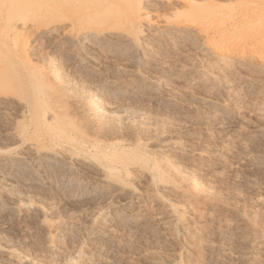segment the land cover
<instances>
[{"label":"bare ground","instance_id":"1","mask_svg":"<svg viewBox=\"0 0 264 264\" xmlns=\"http://www.w3.org/2000/svg\"><path fill=\"white\" fill-rule=\"evenodd\" d=\"M157 1L0 0V264H157L149 250L126 253L130 247L120 236L157 227L164 238H173V224L182 219L179 208L142 187H168L180 171L164 157L166 149L158 148L157 159L150 160L146 151L154 140L108 130L111 96L177 104L203 119L237 114V91L262 87L264 0L237 7L184 0L164 13L155 9ZM197 39L223 64L217 83L223 98L198 91L202 64L165 55L188 56ZM176 45L181 49L174 50ZM101 55L116 59L104 72L95 64ZM67 65L82 78L103 72L88 82L103 92L101 108L90 107L84 97L82 106L79 98L73 103L67 93L71 80L64 84L60 78ZM140 65L161 76H134ZM229 74L244 83L236 85ZM157 86L160 91L153 92ZM255 132L264 137V129ZM178 148L171 150L183 152ZM245 167L264 175L263 167L249 161ZM100 198H114L118 206L96 209L92 203ZM148 200L159 203L165 219L146 217ZM255 201L264 212V197ZM212 221L216 230L199 241L209 264L247 260L255 243L234 238L231 224L220 218Z\"/></svg>","mask_w":264,"mask_h":264},{"label":"rangeland","instance_id":"2","mask_svg":"<svg viewBox=\"0 0 264 264\" xmlns=\"http://www.w3.org/2000/svg\"><path fill=\"white\" fill-rule=\"evenodd\" d=\"M182 1L184 0H159L155 3L157 4L155 9L160 13L169 12L173 5L181 8ZM209 1L237 7L253 0H206ZM199 41L197 39L198 43L195 42L190 48L188 56L180 57L179 54L171 55L170 52L165 55L169 58L175 54L174 58L180 63L202 64L203 66L199 67L204 78L199 82L198 91L201 94L223 98L225 94L218 90L217 85L219 79L224 76L223 64L207 53L205 47H200ZM174 47H176L174 50L181 49L178 45ZM110 58L101 55L95 64L97 67L101 66L100 69L104 72L103 68L107 69L115 63H113L115 58ZM42 60V57L35 59L39 64H42ZM67 66L69 67L62 70L60 78L65 79L64 84L71 80L68 85L72 90L67 89V93L74 96L73 103L75 104L76 100L78 101L76 98H79V106H82L80 98L84 97L90 107L101 108L100 102L104 94L99 89L91 87L88 82L102 78L103 72L96 75L88 74L86 78H82L79 71L74 72L70 65ZM144 70L142 65L135 67L134 76L140 73L157 78L160 75L159 71L148 74ZM159 77L158 79L162 81L163 79ZM227 78L236 85L244 83L230 74ZM260 83L262 86L260 90L247 88L245 91H237L238 94L233 97L232 103L240 111L237 114L227 111L219 118L203 119L195 110L185 111L176 106L177 104L166 107L162 104H152L153 101L151 103L149 100V104L145 101L128 100L119 93L111 96L114 111L107 120L111 119L112 122H107L108 130L114 134L121 131L142 141L152 139L156 143L160 133L172 135L171 140L151 144L152 147L149 146V151L146 152L154 162L160 153L158 148L166 149L162 152L164 157L169 159L174 169L180 171L177 176L170 179L168 187L156 189L151 185L142 187L144 191L157 192L163 199L179 208L182 219L173 224V238H164L157 227L152 231L120 236V240L130 247L126 249V253L131 254L134 251L142 253L149 250L152 252L151 258L157 264H162L170 258H174L176 264H209L208 252L201 249L199 241L206 235L204 233L216 230L212 220L218 217L222 222L231 224L233 228L231 234L234 238L255 243L249 260H232L233 264H258L257 262L264 264V212L255 201L258 195L264 197V175L245 167V162L249 161L264 168V137L253 136L256 130L264 129V78ZM173 85L180 91L179 84L174 82L171 86ZM157 87L153 92L160 91L159 86ZM132 146L133 144L129 147ZM172 148L182 149L183 152L175 153ZM92 205L104 211L113 210L118 206L114 198H100L93 201ZM143 212L148 219L153 217L165 219L164 211L155 201H146ZM86 240L82 233L80 242L83 247ZM129 249L131 250L128 251ZM122 255L120 253L116 259ZM102 259L101 261L106 260Z\"/></svg>","mask_w":264,"mask_h":264}]
</instances>
